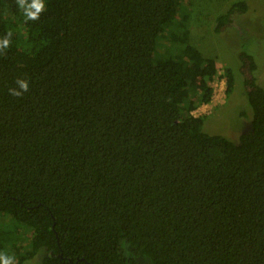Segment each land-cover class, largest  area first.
I'll return each mask as SVG.
<instances>
[{
    "label": "trees",
    "instance_id": "obj_1",
    "mask_svg": "<svg viewBox=\"0 0 264 264\" xmlns=\"http://www.w3.org/2000/svg\"><path fill=\"white\" fill-rule=\"evenodd\" d=\"M185 1L45 0L25 22L0 0V37L13 34L0 54V215L12 222L0 252L17 254L25 231L16 264L41 249V264H264V87L238 52L249 129L235 141L202 129L192 112L217 68L189 41ZM247 9L233 0L213 31L239 29ZM18 77L23 98L8 94Z\"/></svg>",
    "mask_w": 264,
    "mask_h": 264
},
{
    "label": "rangeland",
    "instance_id": "obj_2",
    "mask_svg": "<svg viewBox=\"0 0 264 264\" xmlns=\"http://www.w3.org/2000/svg\"><path fill=\"white\" fill-rule=\"evenodd\" d=\"M233 0H192L189 5L188 29L189 41L194 44L204 56L214 58L217 68L216 74L210 82L213 93L209 104L201 105L194 110V115H204L202 129L211 134H220L227 139L237 140L239 135L249 129L251 109L242 94L241 78L238 70L236 54L246 52L253 57L256 64L254 75L257 83L264 87V0H245L247 11L236 20L239 29L227 28L218 33L213 31L214 17L226 10ZM165 41L161 40L160 47ZM229 67L233 71V85L226 93V83L220 84L221 78L225 79L224 69ZM224 88V90H219ZM244 101V102H243ZM196 106V107H198ZM245 112V115L241 114ZM1 224L11 225L8 215H0ZM23 232L22 244L19 254L28 249V241ZM20 243V242H18ZM18 247V246H16ZM16 250V249H15ZM44 249L38 251L30 259H25L21 264H41ZM139 264H146L142 259Z\"/></svg>",
    "mask_w": 264,
    "mask_h": 264
},
{
    "label": "clouds",
    "instance_id": "obj_3",
    "mask_svg": "<svg viewBox=\"0 0 264 264\" xmlns=\"http://www.w3.org/2000/svg\"><path fill=\"white\" fill-rule=\"evenodd\" d=\"M17 8L21 11L25 22L38 21L41 15L46 11L45 0H15ZM12 32H7L3 37H0V54H3L11 47ZM15 86L8 89V94L16 97L23 98L30 90L29 81L25 78L18 77ZM0 264H16L14 256L7 253L0 252Z\"/></svg>",
    "mask_w": 264,
    "mask_h": 264
},
{
    "label": "built area",
    "instance_id": "obj_4",
    "mask_svg": "<svg viewBox=\"0 0 264 264\" xmlns=\"http://www.w3.org/2000/svg\"><path fill=\"white\" fill-rule=\"evenodd\" d=\"M226 83V81H225V79L224 78H221V80H220V84L219 85H223V84H225ZM210 85L212 86V84L210 83ZM212 89H213V87H212ZM219 90H224V88H222V89H219ZM213 93V92H212ZM213 96V95H212ZM211 99H212V97H211ZM210 102V101H209ZM209 102L208 103H203V104H201V105H207V104H209ZM201 105H199V106H201ZM199 106L198 107H196L194 110H196L197 108H199ZM193 110V111H194ZM194 114V113H193Z\"/></svg>",
    "mask_w": 264,
    "mask_h": 264
}]
</instances>
